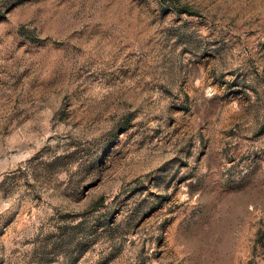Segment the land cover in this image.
Here are the masks:
<instances>
[{"label": "rangeland", "instance_id": "374dc122", "mask_svg": "<svg viewBox=\"0 0 264 264\" xmlns=\"http://www.w3.org/2000/svg\"><path fill=\"white\" fill-rule=\"evenodd\" d=\"M0 264H264V0H0Z\"/></svg>", "mask_w": 264, "mask_h": 264}, {"label": "trees", "instance_id": "16d2710c", "mask_svg": "<svg viewBox=\"0 0 264 264\" xmlns=\"http://www.w3.org/2000/svg\"><path fill=\"white\" fill-rule=\"evenodd\" d=\"M178 10H185L186 11L187 8L183 6V7H179Z\"/></svg>", "mask_w": 264, "mask_h": 264}]
</instances>
